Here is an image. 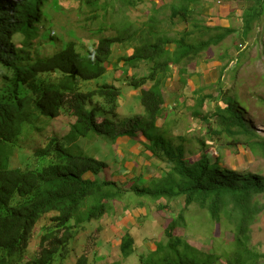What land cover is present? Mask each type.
I'll list each match as a JSON object with an SVG mask.
<instances>
[{"label": "trees", "instance_id": "1", "mask_svg": "<svg viewBox=\"0 0 264 264\" xmlns=\"http://www.w3.org/2000/svg\"><path fill=\"white\" fill-rule=\"evenodd\" d=\"M36 1L0 0V264H68L78 229L105 216L111 209L110 201L119 200L128 192L160 202L184 197V206L165 228L166 241L142 255L139 264H259L264 254L251 245V227L261 212L259 198L264 196V175L221 167L220 156L212 160L203 135L194 140L201 152L198 159L191 161L186 156L187 152L195 153V149L187 147L190 139L183 135L176 139L167 120L158 124L164 117V87L172 66H179V81L187 85V75H193L188 70L192 61L211 46L220 45L237 31L235 27L208 25L203 0H170L142 23H110L114 35H103L109 26L99 23L94 29L95 34L101 35L98 43L87 48L78 44L81 40L74 30L70 31L72 39L65 43L52 35V29L46 31L43 26L47 21L51 23L53 8L44 11V0ZM60 1L53 0L57 6L54 10L61 9ZM74 1L79 3L80 14H90L86 20L99 19L102 11L106 16L116 5L115 0ZM246 1L252 3L243 10L241 33L247 38L264 16V0ZM124 3L134 4L135 0ZM164 8L169 12L162 17ZM165 19L173 25L181 21L186 26L171 35L163 27ZM19 33L25 35L24 44L34 48L33 54L29 50L26 55L23 43L14 39ZM37 35L40 38L33 41ZM124 42L133 49L130 56H124V64L138 66L142 62L147 66L142 76H128L129 85L141 92L144 112L117 124L122 88L109 82L97 83L95 87L89 83L108 73L113 45ZM227 57L230 60L220 68L219 83L231 60L238 65L243 63L240 50L235 59L230 53L221 56L223 60ZM148 83L150 87L146 88ZM204 88L193 90L195 103L188 107L192 118L205 124L204 134L214 144H225L232 150L245 145L264 155V137L253 128L244 101L234 97L225 101V106L217 103L206 111L205 102L214 97L204 93ZM63 115L74 119L70 132L60 139L51 138L45 147L34 151L39 162L47 159L48 163L23 168L19 157L23 147L18 139L27 128L40 132L51 120ZM108 126H113L111 131ZM89 132L113 140L119 135H143L151 143L147 157H155L164 174H158L151 185L128 188L117 181L86 176L110 168L107 162L78 145L79 139ZM192 205L234 233L231 251L205 252L174 235L177 227L186 224L185 214ZM166 207L160 203L161 209ZM44 217L48 221L38 226ZM37 230L41 235L39 248L30 253L29 245ZM134 242L127 231L120 243L123 256L133 254ZM76 259L73 264H90L87 247Z\"/></svg>", "mask_w": 264, "mask_h": 264}, {"label": "rangeland", "instance_id": "2", "mask_svg": "<svg viewBox=\"0 0 264 264\" xmlns=\"http://www.w3.org/2000/svg\"><path fill=\"white\" fill-rule=\"evenodd\" d=\"M115 1V8H110V12L106 16L102 11L99 19L86 20L90 14L88 12L80 14L79 3L74 0H61V9L58 11L54 10L57 6L53 4V0H44L41 4L44 11L53 9H50L51 23L45 22L43 28L46 31L52 29V35L58 36L61 43L71 40L70 31L74 30L81 40L78 44L82 43L85 47L90 48L93 44L98 43L101 36L95 34L94 30L99 23L104 22L109 26L103 35H114L115 31L109 25L110 23L117 21V26L126 21L142 23L153 10L159 9L158 6L165 2V0H135L134 4H125L124 0ZM208 2L209 4H206ZM203 4L202 10L208 25H232L237 31L228 36L220 45L211 46L201 57L192 61L188 70L193 75H187L189 80L187 85H183L179 81V66H172V74L164 87L166 101L163 106L164 117L158 121V124L163 125L167 120L176 139L179 135L190 139L187 147L195 149V153L187 152L186 156L191 161L200 156L201 149L194 140L203 135L207 137V145L213 155L212 160L214 161L217 156H220L221 167H228L242 173L264 175L263 154L256 153L245 145H239L232 150L225 144H214L213 139L204 134L205 124L199 119L192 118L188 108L195 103L193 90L201 87H205L204 93H209L214 97L205 102L204 109L206 111L213 109L217 103L225 106V101L239 97L248 107L247 116L251 120L253 128L264 137V16L246 38L241 33L243 10L252 4L251 2L246 0H203ZM162 11L160 14L162 17L169 12L167 8ZM185 26L186 24L181 21L173 25L168 19H165L163 23V27L171 35H177ZM39 38L37 35L33 41H37ZM14 39L17 43H23L21 46H23L26 55L29 50H31L30 54H33L34 48L31 44H24L25 35L23 33L17 34ZM128 43L113 45L108 73L89 83L95 87L97 83L109 82L122 88L117 124H121L123 120L132 117L135 113L144 112L140 102L141 92L129 85L128 76H142L147 71V66L142 62L138 66L122 62L128 53L127 50L131 48ZM169 48L173 49L174 45L170 44ZM237 48L240 50L243 63L238 65L236 61L231 60L222 81L217 82L222 64L230 60V57L223 60L221 56L230 53L235 59L239 53ZM145 87H150V84L148 83ZM73 121L74 119L63 115L51 120L40 132L27 128L18 139V144L23 147L22 153H19L21 166L34 168L47 164V159H41L39 162L34 151L39 147H45L51 138L65 137L70 132ZM112 128L113 126H108L110 131ZM130 138H125L124 141L131 143ZM119 143L118 139L113 140L104 134L95 132H89L87 136L81 137L78 141L81 149L110 165L109 169L103 170L97 175L86 174V176L93 179L117 181L124 183L127 187H142L151 185V180L159 177L158 174H164L162 165L155 157H145L137 145L132 146V149L128 151L118 152ZM126 144L128 143L125 142L124 145ZM150 145L151 143L145 144L144 147ZM128 146L126 145L127 148H129ZM141 147H143L142 143ZM132 168L133 170L130 171ZM140 170L141 172H139ZM123 180H128V183ZM259 201L261 212L251 227V245L258 252L264 254V196H261ZM160 203L166 204L168 207L161 209ZM109 205H111V209L105 216L87 222L85 227L78 229L73 245L71 244V247L75 249L73 248L68 264H73L77 260L76 258L84 253L86 247L90 264H108L113 261H118L121 264H139L142 255H147L156 249V245L160 241H166L165 228L184 206V197L173 198L168 202L162 199L160 202L149 199L146 195L138 196L134 192H128L123 198L110 201ZM185 217L186 224L177 227L174 230V235L182 236L205 252L227 254V251L232 250L234 233L224 224L211 221L207 213L197 205H192ZM47 221L48 218L44 217L38 226ZM37 231L29 245L30 253L39 248L41 235L39 230ZM127 231L131 232L135 242L133 254L125 257L121 252L120 243ZM259 264H264V258L260 260Z\"/></svg>", "mask_w": 264, "mask_h": 264}, {"label": "crops", "instance_id": "3", "mask_svg": "<svg viewBox=\"0 0 264 264\" xmlns=\"http://www.w3.org/2000/svg\"><path fill=\"white\" fill-rule=\"evenodd\" d=\"M168 1H166L165 0V3H167ZM206 4H209V2L208 3H206ZM204 5V4H203ZM158 7H160V6H158ZM224 26V25H223ZM127 54L126 55H128V56H130L131 54H132V52H133V49H128L127 50ZM123 63H124V61H122ZM131 137V138H130ZM125 138H130L129 140H130V142L131 143H129L128 141H124V139ZM118 139V141L120 142L119 143V146H118V152H121V151H128L129 149H132V146H134V145H137L138 146V148H140L139 150H140V152H142L144 155H145V157H147L146 155H147V153H149L148 151V147H144V145L145 144H150V142L143 136V135H139V136H136V137H133V136H130V135H123V136H118L117 138H116V140ZM138 140V141H137ZM128 143V144H126L127 146L128 145H130V146H128L129 148H127L126 147V145H124V143ZM139 142H141L142 144H143V147H141V143H139ZM140 146V147H139ZM144 150H143V149ZM133 149H135V147H133ZM116 152H117V150H116ZM148 158V157H147ZM129 168H131V167H129ZM133 170V168L130 170V171H132ZM139 172H141V170L139 171ZM88 176V175H87ZM124 182H127L128 183V180H123ZM151 183H152V180H151ZM122 185H124L126 188H128L124 183H121ZM135 210V209H134Z\"/></svg>", "mask_w": 264, "mask_h": 264}]
</instances>
